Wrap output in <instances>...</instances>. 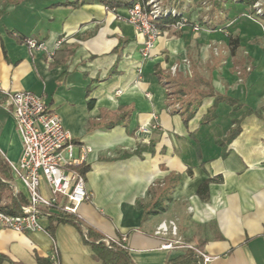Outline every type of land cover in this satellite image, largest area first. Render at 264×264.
Instances as JSON below:
<instances>
[{
    "label": "crops",
    "instance_id": "0c3cea01",
    "mask_svg": "<svg viewBox=\"0 0 264 264\" xmlns=\"http://www.w3.org/2000/svg\"><path fill=\"white\" fill-rule=\"evenodd\" d=\"M68 1L0 0V84L42 96L61 116L76 154L80 145L91 147L84 174L91 197L77 217L84 235L54 213L41 217L43 231L0 226V255L37 264L56 247L59 264H102L85 238L92 228L104 240L126 235L133 264H167L191 245L214 257L209 264H264V17L252 19L251 6L240 1L226 0L221 10L206 0L203 20L185 11V0H166L201 29L164 30L144 58V37L127 21V6ZM26 38L42 47L32 49ZM196 75L209 83L199 88L211 86L235 104L215 105L216 96H206L186 123L167 82ZM123 112L127 118L109 126ZM0 153L9 162L22 155L1 92ZM10 185L28 201L13 173ZM156 201L163 208L148 213ZM170 221L181 244L163 249L173 236L156 230Z\"/></svg>",
    "mask_w": 264,
    "mask_h": 264
},
{
    "label": "built area",
    "instance_id": "2783aa9c",
    "mask_svg": "<svg viewBox=\"0 0 264 264\" xmlns=\"http://www.w3.org/2000/svg\"><path fill=\"white\" fill-rule=\"evenodd\" d=\"M251 9L252 19L258 21L259 17H264V0H256ZM167 16H180L173 28L182 29L188 25L194 30L201 28L199 22L192 21L176 7L163 5V0H135L127 8V21L144 37L141 48L144 58L150 57L156 40L164 33L156 21ZM25 42L32 49L42 47L41 43L31 38H26ZM0 92L22 139V155L17 162H9L10 167L14 178L21 182L28 195V204L21 207L20 214H7L0 210V226L20 233L43 231L46 230L41 222L43 216L57 213L79 217V205L88 201L91 195L86 188L84 174L78 168L85 165L91 147L80 145L76 154L75 142L61 116L49 107L42 96L26 90H7L1 84ZM43 182L50 195L45 192ZM156 233L173 236L161 245L163 249L181 244V240L176 238L177 227L172 221L161 223ZM120 240L126 242L127 236H121ZM107 242L111 245L110 240ZM56 252L54 247L50 259L59 264ZM196 252L202 264H209L214 259L201 249Z\"/></svg>",
    "mask_w": 264,
    "mask_h": 264
},
{
    "label": "trees",
    "instance_id": "16d2710c",
    "mask_svg": "<svg viewBox=\"0 0 264 264\" xmlns=\"http://www.w3.org/2000/svg\"><path fill=\"white\" fill-rule=\"evenodd\" d=\"M104 4L113 7V6H127L130 7L133 5L135 0L132 1H119V0H99ZM199 1V0H194ZM212 3L213 9L224 10V2L226 0H209ZM245 3L246 5L252 6L256 0H236ZM83 4V0H73L68 1L65 5H70L77 7ZM190 18L189 16H187ZM180 19V16H167L160 18L157 24L161 27L162 30H168L172 28L173 24ZM233 48L236 46V40L232 41ZM209 85V83L203 79L201 76H195L194 78H183L173 77L167 82L168 88H173L172 92H169L167 95L169 99H174L175 102H180L183 106V115L184 120L187 123L190 118H192L197 111V109L202 104L203 99L206 96L213 95L216 96L215 105H217L221 99L227 101L230 104H235V100L231 98H226L225 96L218 95L211 86L208 90H204L198 87L200 82H204ZM217 94V95H216ZM93 105V101L90 100L89 107ZM128 114L123 112L121 115L117 116V119L109 124V126H114L118 124L121 120L127 118ZM210 116H206L204 121H208ZM238 131H234L229 137L228 140L234 138ZM79 171L82 174H85L89 170L88 165H82L79 168ZM12 180V170L10 163L6 160L0 153V210L7 213L17 215L22 212L21 207L27 205L28 201L21 195H15L13 189L10 185ZM209 181L203 183L198 192L201 196H204V193L208 190ZM152 192V188L149 190V193ZM7 198L6 203H2L3 198ZM161 203L156 201L149 208L148 213H152L155 210H161L163 207L160 206ZM59 222H70L77 226V228L83 233L81 221L74 215H65V214H55ZM85 238L91 240V246L93 249V256L102 264H133L128 252V248L125 243L122 242L119 238L109 239L111 245L108 244L105 238L96 232L94 229L89 228ZM7 260L8 264H25L21 261H16L11 259L9 256L0 255V260ZM37 264H54V262L49 258L42 259L38 258ZM167 264H202L201 260L197 257L196 252L192 248H187L185 252L173 259H170Z\"/></svg>",
    "mask_w": 264,
    "mask_h": 264
},
{
    "label": "rangeland",
    "instance_id": "374dc122",
    "mask_svg": "<svg viewBox=\"0 0 264 264\" xmlns=\"http://www.w3.org/2000/svg\"><path fill=\"white\" fill-rule=\"evenodd\" d=\"M166 4H167L166 0H163V5H166ZM207 4H208V2L206 0H201L200 3L198 1L185 0L184 3H183V7H184L185 11L188 9L189 11H192V13L194 12V14H193L194 16L200 14L199 16L203 17V20H204V19H206L204 16L208 12V6H207ZM191 20L194 21V22H198L197 19L194 20L192 18ZM185 27H189V25L188 26H185ZM199 30H194L193 29V31H199ZM190 248H192L195 252H196L197 249H199V247L194 246V245H191Z\"/></svg>",
    "mask_w": 264,
    "mask_h": 264
}]
</instances>
